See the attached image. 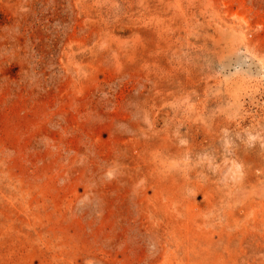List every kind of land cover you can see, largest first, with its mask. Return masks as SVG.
Masks as SVG:
<instances>
[{"label":"rangeland","instance_id":"1","mask_svg":"<svg viewBox=\"0 0 264 264\" xmlns=\"http://www.w3.org/2000/svg\"><path fill=\"white\" fill-rule=\"evenodd\" d=\"M0 264H264V0H0Z\"/></svg>","mask_w":264,"mask_h":264}]
</instances>
